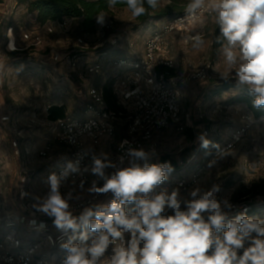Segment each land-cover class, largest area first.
Here are the masks:
<instances>
[{
	"label": "rangeland",
	"instance_id": "1",
	"mask_svg": "<svg viewBox=\"0 0 264 264\" xmlns=\"http://www.w3.org/2000/svg\"><path fill=\"white\" fill-rule=\"evenodd\" d=\"M103 14L105 21L97 22V32L83 33L78 19H67L64 26L39 27L24 0H0V49L3 51L0 56V237L10 243L19 241V250L37 245L38 255L48 259L54 260L64 251L61 244L67 236L55 228L52 219L32 208V204L35 196H43L48 191L46 175L52 167L71 159L69 148L55 139V124L47 119L49 105L65 104L69 116L82 119L89 88L102 87L118 73L109 60L118 56L140 57L148 37L163 24L160 21L141 26L127 8H113ZM9 25L18 51L8 48L6 28ZM35 31L40 33L41 42L24 39L25 33ZM197 34L204 40L200 48L193 47V37ZM219 35V28L211 17L190 35L173 34L169 38L181 106L185 116L190 115L184 126L193 128L195 138L176 127L156 133L157 150L148 163L158 164L161 157L170 156L179 165L166 180L189 176L198 163L207 159L215 148L212 145L224 144L237 127L254 118L250 107L236 100L241 94H248L247 88L238 86L234 78L224 80L219 74L226 70L220 45L216 43ZM110 49L114 50L113 57L102 56V51ZM57 54L60 60L55 59ZM72 59L78 62V68L71 65ZM102 61L105 62L102 75L85 74L87 65ZM224 83L233 87L216 94L215 90ZM201 135L211 142L207 149L201 147ZM126 136L127 123L121 120L116 136L104 139L97 147H89V152L92 155L103 151L113 160ZM47 146L50 153L45 157L40 152ZM230 152L217 159L202 177L200 188L208 190L215 184L220 188L219 193L229 200L254 202L257 205L249 217L264 220L261 125H256ZM138 163L143 166L144 162ZM106 171L111 174L112 169ZM180 195L189 197L185 193ZM98 203L107 204V201ZM80 211L74 214L79 215ZM35 220L42 221L41 228H36Z\"/></svg>",
	"mask_w": 264,
	"mask_h": 264
},
{
	"label": "clouds",
	"instance_id": "2",
	"mask_svg": "<svg viewBox=\"0 0 264 264\" xmlns=\"http://www.w3.org/2000/svg\"><path fill=\"white\" fill-rule=\"evenodd\" d=\"M107 3L109 7L124 4L139 18L149 8L156 9L159 0ZM204 10L214 17L220 31L216 43L226 64V70L219 73L221 78H234L254 98V107L261 108L264 0H189L186 5V15L192 19ZM104 21L105 14L98 13L97 22ZM7 35L8 48L15 51L12 31ZM203 43L200 34L193 37L194 48ZM199 139L201 147L207 149L211 142L204 135ZM212 146L219 149V145ZM229 154L232 153L220 152L221 156ZM125 155L126 167L122 166L125 156L113 161L103 151L92 154L91 163L83 169V156L67 160L59 173L53 172L46 178V194L34 197L32 208L52 219L55 228L67 236L61 244L66 253L62 264H264V220L248 217L247 209L229 219L234 206L227 198L217 199L220 188L215 184L208 190L192 189L190 198H182L178 188L153 194L174 171L172 165L148 163L151 154L143 149L128 148ZM139 161L144 162L143 166ZM214 164L215 160L208 166ZM107 169L114 171L108 174ZM83 172H90L97 179L87 188L81 181L62 193L69 177ZM72 183L75 185V181ZM109 192L114 198L107 204L91 203L79 215L74 214L73 202H82L86 195L96 197ZM241 250L242 254H238Z\"/></svg>",
	"mask_w": 264,
	"mask_h": 264
},
{
	"label": "built area",
	"instance_id": "3",
	"mask_svg": "<svg viewBox=\"0 0 264 264\" xmlns=\"http://www.w3.org/2000/svg\"><path fill=\"white\" fill-rule=\"evenodd\" d=\"M211 17L213 16L204 10L198 14L196 19H192L185 14L167 20L148 37L144 53L136 61L123 58L117 60L111 58L112 60H109V64L118 70V73L114 74L110 80H114L112 90L119 109L109 108L102 91L92 86L88 90L89 100L86 103L82 119L67 116L54 123L55 139L69 148L71 152L70 160L83 156L81 168L83 169L85 165H89L91 154L88 143L98 146L104 139L114 138L117 134V124L121 120L127 123V136L119 144L113 161H118L120 156H125L123 167L128 166V158L125 155L128 148L143 149L153 155L157 150L155 143L157 132L170 126H177L179 130H184L182 122L185 116L183 115L177 84L174 78H167L166 73L159 71V68H175L174 60L170 56V36L173 34L190 35L194 28ZM65 24L66 22L63 23V26ZM48 29L53 32V28L49 27ZM23 37L26 41L41 42V35L38 31L25 33ZM80 41L83 43V40ZM2 54L3 51L0 49V56ZM106 55L104 53V56ZM55 59L60 60L61 58L57 54ZM70 63L75 69L78 68L76 60L72 59ZM104 67V61L89 64L85 68V74L91 76L101 75L104 72ZM199 75H202V73ZM203 76L205 77V75ZM253 117L252 119L249 118L245 124L237 127L231 137L224 144L219 145V149L215 148L206 164L193 170L189 176H179L175 179L165 180L155 188L153 194H157L164 189H167L170 193L176 188L179 189L180 193L189 194L192 189L200 188L202 177L212 168L208 166L209 162L213 160L216 162L221 157V151L230 152L235 149L258 124L261 125L264 131V117ZM185 119L189 120L190 115H187ZM124 141H127V143L121 147ZM49 153L50 146L40 152L45 157ZM64 165L65 163L58 167H52L46 178L53 172L59 173ZM72 181H75V185ZM81 181L85 182V188L89 187L92 182V174L83 172L82 174L71 175L68 182L62 186L61 191L67 192L72 187L78 186ZM216 196L218 200L226 198L219 192ZM113 198L111 192L96 197L86 195L82 202L73 203L72 208L76 212L91 203H98L103 200L108 203ZM229 201L234 206L229 212V219L244 212L245 209H247L245 213L247 215L251 209L247 202ZM169 214L171 213L169 212ZM41 224L42 221L35 220L36 228H41ZM49 237L52 239V236ZM9 243L3 237H0V264H62L66 255L63 251L58 258L48 259L38 255L39 248L37 245L19 250V241ZM10 245H12V248ZM247 246L245 245V247ZM242 251L238 254H242ZM109 253H111V248Z\"/></svg>",
	"mask_w": 264,
	"mask_h": 264
},
{
	"label": "trees",
	"instance_id": "4",
	"mask_svg": "<svg viewBox=\"0 0 264 264\" xmlns=\"http://www.w3.org/2000/svg\"><path fill=\"white\" fill-rule=\"evenodd\" d=\"M27 4L28 13L33 14L35 17V22L39 27L46 26V25H53V24H63L67 19H78L80 20V29L83 33H91L94 34L97 32V15L98 13H108L111 12L113 8H127L124 4H117L114 7H109L107 0H24ZM189 3V0H159L158 7L156 9H148L147 13L139 18H137V23L141 26H150L156 22L160 21H167L173 19L177 16L185 15L186 14V5ZM147 7V5H145ZM12 25H9L6 29L9 30ZM13 28V27H12ZM17 48L15 51H18ZM15 53V52H13ZM104 53L107 55H115L114 50H105L102 51V56ZM127 59L129 61H136L137 57L135 56H118L115 59ZM159 71H164L166 73L167 78H174L175 77V68H166L160 67ZM102 75V74H101ZM100 76V75H98ZM114 80H106V83L100 90L103 93L105 102L107 106L111 109H119V106L116 102V98L114 96L112 85ZM233 85L230 83L222 84L219 86L215 93L219 94L223 91H226L232 88ZM239 102L246 103L250 109L252 110L254 116L256 118L264 117V109H257L254 107L252 99L247 93L241 94L236 98ZM88 102V101H87ZM86 107V106H85ZM183 110V109H182ZM183 115L185 116L184 112ZM68 115L67 106L65 104H50L48 108L47 119L52 122L53 124L58 120L66 118ZM186 117V116H185ZM190 120V119H189ZM185 118L183 119V126H184ZM173 128H177V126H170ZM170 127L164 128L166 130ZM184 129L187 132V135L190 138H195V132L193 128L185 127ZM221 145V144H218ZM216 148V147H215ZM211 150L210 154L208 155L207 159L197 164V168L203 166L207 163L208 159L214 153V150ZM168 162L172 165L174 170L179 166L178 162L172 159L170 156H163L161 157L158 164H162ZM243 202V201H237ZM247 202L251 209L247 216H251L253 213L254 207L257 205L251 201H244ZM264 205V204H263Z\"/></svg>",
	"mask_w": 264,
	"mask_h": 264
},
{
	"label": "crops",
	"instance_id": "5",
	"mask_svg": "<svg viewBox=\"0 0 264 264\" xmlns=\"http://www.w3.org/2000/svg\"><path fill=\"white\" fill-rule=\"evenodd\" d=\"M163 23H164V22H163ZM100 89H101V88H100ZM89 147H97V146H94V145L88 143V149H89ZM89 150H90V149H89ZM94 178H95V176L92 175V180H94Z\"/></svg>",
	"mask_w": 264,
	"mask_h": 264
}]
</instances>
